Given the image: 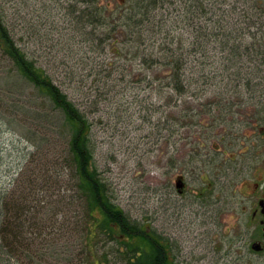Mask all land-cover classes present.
I'll list each match as a JSON object with an SVG mask.
<instances>
[{"label": "rangeland", "instance_id": "obj_1", "mask_svg": "<svg viewBox=\"0 0 264 264\" xmlns=\"http://www.w3.org/2000/svg\"><path fill=\"white\" fill-rule=\"evenodd\" d=\"M0 1L10 2L6 9L20 17L19 7L14 2L22 0ZM24 1L29 7L28 20L33 22V37L15 30L12 34L21 46H27L30 56L64 90L79 89L77 99L93 122L92 144L96 148L98 172L109 186L112 201L131 221L146 229L149 227V231L160 238L170 253L169 264L235 263L236 237L242 232L236 212L239 206L246 205L240 193L242 181L238 166L244 161L248 143L255 138L249 135L257 131L259 125L243 124L255 111L264 119V0H201L203 9L198 12L197 4L192 9L188 7L200 0H160L165 7L155 11L156 21L150 28H157V21L164 14L165 22L168 21L164 30L157 36L147 33L139 41H132L129 49H123L122 57L129 60L123 68L116 69V65L95 68L93 74L85 53L88 51L92 57L91 46H83L82 35L74 23L67 21L65 9L67 1L78 3L79 9L84 5L79 0ZM99 2L109 4V23L120 24L114 36L119 41L129 38L134 27L132 17L137 12L134 5H141L143 0ZM30 9L32 16L28 14ZM192 13L197 14L194 19ZM38 15L48 20L46 34L54 39L51 53L41 35L35 32ZM189 15L193 21L187 19ZM23 24L22 20L18 26ZM196 25L204 32L201 40L208 46L210 57L202 52L190 55L193 61L192 73H189L196 82L189 92L177 95L167 86L169 72L160 66L143 64L141 58L144 55L152 60L164 56L156 45L162 42L166 31L171 32L177 43L183 40L186 47L193 46L198 36L195 35ZM21 37H25L24 40ZM65 55L72 58L76 72L73 83L63 63ZM195 56L206 60L194 62ZM99 59L104 64L110 61L109 58L105 61L104 57ZM200 72H207L206 84L195 80ZM145 73L153 80L151 85L143 81ZM121 77L124 84H111ZM93 80L105 83L94 89L114 88L115 91L89 94ZM88 97L92 98L87 101ZM47 114L51 123L58 125L46 100L38 97L37 91L17 75L12 61L0 51V192L11 191L22 173L35 165L47 176H55L56 170L60 172L62 167L63 175L54 180L57 187L65 185L64 192L74 187L70 164L61 166L67 156L65 142L70 133L62 124L54 126V133L48 127L39 128L48 126ZM37 129L53 133L48 134L53 141L47 145L49 151L45 150L50 158L35 163L31 159L36 152L32 135L36 133L33 139L38 138ZM261 149L264 151V147ZM178 176L185 178L186 188L182 194L177 187ZM20 183H24L23 180ZM74 191L78 194L77 189ZM50 195L48 193L47 198H51ZM83 210V207L72 209L68 201L56 209L64 215L66 238L72 244L81 235L75 236L68 226L74 220L73 228L79 229L76 222L82 220ZM74 216L77 218L72 219ZM1 219L15 223L10 215ZM14 232L20 233L17 228ZM103 244L99 243L101 250H104ZM112 245L113 242L106 249ZM111 264L126 263L120 256L112 259Z\"/></svg>", "mask_w": 264, "mask_h": 264}, {"label": "trees", "instance_id": "obj_2", "mask_svg": "<svg viewBox=\"0 0 264 264\" xmlns=\"http://www.w3.org/2000/svg\"><path fill=\"white\" fill-rule=\"evenodd\" d=\"M79 2L84 5V8L79 9L78 3L67 1L65 6L67 21L71 24L74 23L79 35H82L83 46H91L92 57L89 56L88 51L85 53L89 60L87 66L92 74V70L95 68L114 67L115 65L116 69L123 68L129 61L122 57L123 49H129L132 41L136 39L139 41L138 39L147 33V35H159L168 22H165L167 17L162 14V17L157 21V28H150L151 24L156 21L155 11L163 9L165 6L160 0H143L141 5H134L137 12L132 17L134 27L129 32L130 37L119 41L114 35L120 24L109 23V4L103 5L99 0H79ZM9 3L0 1V51L12 61L17 75L33 87L37 91V96L46 100L50 111L55 113L58 125L57 123L56 125L52 124L51 118L47 114L45 120H48V126L40 125L39 128L48 127L53 132L54 126L57 128L62 124L69 131V140L65 142L67 156L61 166L64 163L70 164L75 181L74 187L64 192L62 188L65 185L58 188L54 181L59 175H63L62 167L60 172L56 170L55 176L51 174L47 176L45 172L42 173L39 170L38 165H35V168H28L22 173L20 180H23L24 183H20L19 180L17 186H14L11 191L0 192V262L2 264H12L11 261H14V264H111L112 259L121 256L126 264H169L168 250L160 238L150 233L141 224L131 221L124 210L112 201L109 186L98 172L95 161L96 148L92 144L93 122L77 99L79 89L70 87L64 90L62 85L57 83L53 76L30 56L29 50H26L27 46H21L15 40L12 30L18 31L20 34L25 33L31 39L33 37L31 25L33 22L31 19L28 20L26 11L28 3L24 0L20 3L14 2L16 7H19L20 17L15 12H8L6 5ZM136 4L138 3L136 2ZM194 4H197V12L199 9H203L201 0L199 3H193L188 9H192ZM28 14L32 16V9L28 11ZM196 15L192 13L193 19ZM199 15L200 13H198V17L201 19V15ZM37 18L39 22L36 24L35 32L41 35L44 43L47 44L46 48L51 53L54 48V39L51 34H46L48 20L41 15H38ZM187 19L193 21L190 15L187 16ZM22 20L24 24L18 26L22 24ZM203 34L204 32L199 33L200 36L196 37L193 46L186 47L183 40L177 43L171 32L166 31L162 42L156 45L157 50H160L165 57L159 56L149 60L142 55L144 58H141V62L143 64L150 63L153 67L165 68L164 71L169 72V76L166 77V79L169 78L167 86H170V90H174L177 95H184L196 82L189 73L192 62L190 55L203 52L205 48L202 41ZM25 37H21V40H24ZM38 44L43 46L39 42ZM105 54L107 55L104 56ZM100 57H104L105 61L109 58V63H101ZM63 63L67 65V75L72 76L71 82H75L76 72L72 68V58L65 55ZM123 78L114 79L111 84L115 82L120 86L125 83ZM144 80L149 85L153 83L147 73L144 74ZM195 80L197 83L202 81L203 84H206L204 76H199ZM101 84L105 83L93 80L89 86V94L95 92L100 95L101 92L108 94L115 91L114 88L108 90L101 87L93 88ZM106 84H109V80ZM123 91L126 92L124 89ZM91 98L88 97L87 101ZM32 109L35 111L34 107ZM93 112L96 111L93 110ZM162 129L167 130L166 128ZM37 130L38 138L36 140L33 139L36 133L32 135L36 152L32 154L33 158L31 159L35 163L39 162V159L50 158L45 150H47V145L53 141V138H48V134L53 135L54 133ZM42 152L43 154H41ZM75 189L78 194L75 193ZM48 193L51 194V198H47ZM66 201L72 204V209L81 207L84 209L82 220L76 222V226H80L79 229L73 228L74 220L71 221L72 225L68 226L73 230L71 232L75 236L78 233L81 235V238H77L73 244L66 238L64 215L56 211L59 206L66 204ZM9 215L15 219V223L6 222V220L3 222L1 218ZM22 219L23 222H21ZM81 221L82 223L79 224L78 222ZM27 223H29L28 226ZM14 228L19 229V235L14 232ZM7 235L13 236V239H7ZM100 242L104 243V250H101ZM111 242L113 245L110 246V249H106Z\"/></svg>", "mask_w": 264, "mask_h": 264}, {"label": "flooded vegetation", "instance_id": "obj_3", "mask_svg": "<svg viewBox=\"0 0 264 264\" xmlns=\"http://www.w3.org/2000/svg\"><path fill=\"white\" fill-rule=\"evenodd\" d=\"M197 27L198 25L195 35L203 32ZM205 55L210 57L209 49ZM199 75L205 76V81L207 80V72H200ZM256 124H259L257 131L249 135L255 138L248 143L244 161H240L238 166L242 181L240 193L244 196L246 205L239 206L236 212L242 232L236 237L237 261L233 264H264V151L261 149L264 147V119L258 115V111L248 117L243 125ZM185 188L186 184L182 189L183 193Z\"/></svg>", "mask_w": 264, "mask_h": 264}, {"label": "water", "instance_id": "obj_4", "mask_svg": "<svg viewBox=\"0 0 264 264\" xmlns=\"http://www.w3.org/2000/svg\"><path fill=\"white\" fill-rule=\"evenodd\" d=\"M179 185V184H178ZM180 187V186H179Z\"/></svg>", "mask_w": 264, "mask_h": 264}]
</instances>
